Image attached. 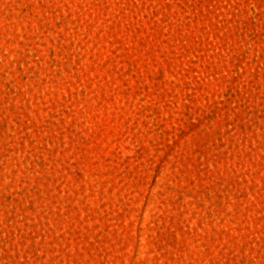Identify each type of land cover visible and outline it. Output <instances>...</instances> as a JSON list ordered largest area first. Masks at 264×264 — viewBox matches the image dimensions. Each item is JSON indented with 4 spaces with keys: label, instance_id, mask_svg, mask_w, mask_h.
<instances>
[{
    "label": "rangeland",
    "instance_id": "374dc122",
    "mask_svg": "<svg viewBox=\"0 0 264 264\" xmlns=\"http://www.w3.org/2000/svg\"><path fill=\"white\" fill-rule=\"evenodd\" d=\"M0 264H264V0H0Z\"/></svg>",
    "mask_w": 264,
    "mask_h": 264
}]
</instances>
